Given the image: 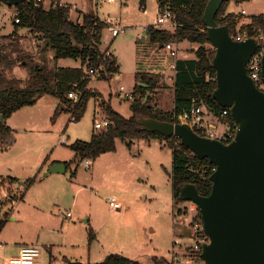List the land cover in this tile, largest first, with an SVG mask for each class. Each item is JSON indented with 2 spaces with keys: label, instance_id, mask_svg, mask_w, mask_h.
Listing matches in <instances>:
<instances>
[{
  "label": "rangeland",
  "instance_id": "1",
  "mask_svg": "<svg viewBox=\"0 0 264 264\" xmlns=\"http://www.w3.org/2000/svg\"><path fill=\"white\" fill-rule=\"evenodd\" d=\"M56 1L68 6L75 19L87 14L107 24L102 50L114 54L121 65V74L111 81L99 82L93 78L90 89L97 88L108 98L96 92L79 121L72 120L68 107L50 95L21 108L7 120L13 133L9 145H0V218L8 214V221L0 241L5 243L22 235L34 237L38 233V221L43 219L35 209V202L43 200L53 215L60 218V223L68 212L72 214L71 221L63 223L68 244L61 250V257L58 254L59 260L77 257L83 259L79 262L82 264H101L109 254H120L140 264H154L156 257L174 264L175 254L181 258L179 261L188 260L196 243L192 237L195 223L199 222V211L192 202H174L173 153L165 141L118 138L115 151L88 159L93 162L89 169L85 165L87 159L80 161L71 149L76 141H90L94 133L101 132L95 130V122L107 119L101 104L109 103L110 93V105L127 118L132 116V100L122 99L118 92L124 86L126 92L133 93L136 75L147 71L146 67L162 64L165 74H148L157 82V87L150 92L153 108L164 112L173 110L175 84L168 75L174 73L175 58L160 45L152 43L146 31L154 26L159 16L158 0ZM237 10L239 13L246 11L241 26L246 25L253 16L264 15V0H246ZM16 12L15 7L0 2V47L19 43L52 70L80 67L77 60H56L52 49H39L35 40L23 36L24 28H18L21 37L13 39ZM110 24L124 28V33L114 38L109 31ZM159 26L161 29L174 28L169 22ZM185 44L178 48V58L188 53L183 48ZM13 46L4 52L10 59L18 61L19 54L12 51ZM142 64L146 67L140 68ZM7 75L29 80L31 72L19 64ZM260 89L264 91V84ZM96 103H99V113L95 112ZM55 160L66 162L67 172L46 176L49 168L42 167L43 163L47 161L49 165ZM11 178L16 179L13 184ZM17 178L30 186L28 191ZM113 197L125 205L121 211L110 209L108 199ZM192 206L196 209L193 212ZM3 257L0 255V262Z\"/></svg>",
  "mask_w": 264,
  "mask_h": 264
},
{
  "label": "trees",
  "instance_id": "2",
  "mask_svg": "<svg viewBox=\"0 0 264 264\" xmlns=\"http://www.w3.org/2000/svg\"><path fill=\"white\" fill-rule=\"evenodd\" d=\"M163 1L170 4L176 29L171 32L150 26L147 33L151 42L160 46L184 41L199 45L195 51L197 59L177 61L173 110L164 112L153 108L151 104L153 98L148 92L157 87V82L146 73H138L136 79L139 83L134 88L131 104L132 116L125 117L115 110L110 102L102 103V110L111 125L99 130L101 132L94 133L90 141H76L71 145V149L82 161L96 159L102 154L115 151L118 138L123 140L158 138L165 141L173 153L172 183L176 204L186 203L181 198V189L188 184L195 185L202 196L210 195L212 190L210 177L216 168L208 159H198L180 139L148 133L138 121L141 118H150L177 124L180 116L191 111L193 100L196 98L204 99L216 113L222 112L224 108L219 106L213 97L217 88V72L213 66L216 52L208 39V29L203 20L209 0ZM230 1L227 0L223 4L216 16L219 25L228 26L234 39L242 32H247L250 38L264 34V15L253 16L249 24L238 27L240 17L233 13L226 14ZM234 1L243 3L246 0ZM15 8L20 20L19 23L14 22L16 29H29L38 35L42 41L41 49L45 51L52 49L56 60L73 59L79 61L81 65L77 68L60 67L52 70L21 47V44L12 42L3 44L0 47V145H9L13 132L7 125V120L21 108L35 104L45 95L55 96L71 111L72 120L79 121L84 116L90 99L97 95L89 88L93 79L91 71H98L97 78L102 81H111L120 73L117 59L109 51L102 50L103 32L107 24L97 17L85 15L82 23H76L70 18L71 10L68 6L57 3L46 9L43 5H36L34 0H23ZM10 45H14L12 51L19 54L18 61L10 59L4 52L11 50ZM19 64L30 70L29 80L11 78L7 75L8 71ZM73 91L79 94L78 101L68 97ZM2 117L4 121L1 120ZM229 120L233 123L232 117ZM178 213L181 215L180 210ZM197 218L199 223H202L200 211ZM7 219L8 214L0 218V234L7 224ZM197 257L202 260L201 252ZM101 264L140 263L120 254H109ZM154 264L173 263L156 257Z\"/></svg>",
  "mask_w": 264,
  "mask_h": 264
},
{
  "label": "water",
  "instance_id": "3",
  "mask_svg": "<svg viewBox=\"0 0 264 264\" xmlns=\"http://www.w3.org/2000/svg\"><path fill=\"white\" fill-rule=\"evenodd\" d=\"M22 1L0 0L8 7H17ZM226 1L209 0L203 20L216 52L213 97L219 106L230 109L237 127L235 139L224 144L197 134L188 124L150 118L138 123L148 133L180 139L198 159H208L216 168L210 177V195L202 196L192 184L181 189V198L198 207L202 229L209 238L202 246L204 263L264 264V91L248 72L258 41L237 42L228 26L218 24L216 16ZM261 76L264 84V57ZM65 171L64 164H55L46 176Z\"/></svg>",
  "mask_w": 264,
  "mask_h": 264
},
{
  "label": "built area",
  "instance_id": "4",
  "mask_svg": "<svg viewBox=\"0 0 264 264\" xmlns=\"http://www.w3.org/2000/svg\"><path fill=\"white\" fill-rule=\"evenodd\" d=\"M35 4L40 6L43 5L45 8L47 4L51 6L56 5L60 2L52 3L51 0H34ZM116 1V0H110ZM54 4V5H53ZM158 9L159 16L156 19L155 27L158 25H164L167 22H170L174 27L176 24L174 23V16L170 9V4L165 3L163 0H158ZM19 14L16 12L14 15L15 22L19 23ZM109 31L112 33L114 37H117L124 33V29L120 27L109 26ZM250 38L247 32L239 33L235 36V41L242 42L246 39ZM258 41V49L255 54L251 57L248 64V72L252 80L256 82L259 86L263 85L262 82V59L264 57V34H260L257 38ZM166 50L170 53L171 57H177V50L174 44H168L165 46ZM110 54V53H108ZM172 70L176 71V65L172 66ZM98 71H91V75L93 78L98 77ZM118 96L124 100H133V93L129 91H125L124 86H122L118 92ZM70 99L74 101H78L79 94L76 92H72L68 94ZM231 117V111L228 108H224V110L220 113H216L212 110V108L208 105V103L204 99H194L193 106L189 113L184 114L178 118L179 123L188 124L197 134L218 140L224 144H230L236 137L237 127L233 121V123L229 120ZM111 125V122L108 119H105L102 122L97 121L95 123L96 130H104ZM86 167L89 169L93 165V162L90 160H86ZM108 204L111 210H122L124 205L115 197L108 199ZM198 209V208H197ZM195 207H191V211H195ZM67 218H71V212L67 213ZM194 219V218H193ZM193 222V220H192ZM194 236L192 237L194 243L191 248L192 257L185 261H179V258L176 254L173 256L174 264H199L200 262H204L197 257L199 252L202 253V246L205 243L209 242L208 236L204 233L202 229V223H195L194 226ZM179 241L176 240V244ZM191 247V246H190ZM3 245L0 244V251L2 250ZM1 255V254H0ZM41 256V251L36 246H24L21 248L18 256L11 258H2L0 264H40L39 259Z\"/></svg>",
  "mask_w": 264,
  "mask_h": 264
},
{
  "label": "crops",
  "instance_id": "5",
  "mask_svg": "<svg viewBox=\"0 0 264 264\" xmlns=\"http://www.w3.org/2000/svg\"><path fill=\"white\" fill-rule=\"evenodd\" d=\"M51 1H52V3L57 2L56 0H51ZM60 3H62V2H60ZM243 4H244V2L243 3H237L236 1L231 0L229 2V4H228L227 10H226V14L233 13V14H237L240 17V20H239V25L240 26H241V21L244 19V17L247 16L245 10H242V13H239V11L237 10V8H240L241 5H243ZM63 5H65V4H63ZM236 6H237V8H235ZM49 8L50 7L46 8V9H49ZM84 16H85V14H81L80 16H77L76 19H75V17L73 18L72 15H71V13H70L71 20L74 21V22H76V23H82ZM14 22H15V18H14ZM112 25L110 24V26H112ZM239 25H238V27H240ZM154 26H155V23H154ZM116 27H118V26H116ZM155 28L161 29V27L159 25L156 26ZM162 29H164V28H162ZM165 29L166 30H169L171 32H174L175 29H176V27H174L173 30H170V29H167V28H165ZM19 36L21 37V35L19 34L18 29H16V26L14 25V31H13L12 37H13V39H19ZM23 36H25V38L26 37L32 38L31 41L35 40L36 43H37V46L39 45L38 47H39V49H41V46L40 45L42 44L41 43L42 41L39 39V36L38 35L32 33L29 29H26L25 32H24V34H23ZM0 37H1V35H0ZM114 38H116V37H114ZM139 38H141V35L140 34H139ZM38 42H40V44ZM185 43H189V44H185ZM183 44H185V46L183 48L188 53L187 54L185 53V54H183L182 57H179L178 58V52H179L178 51V48L180 46H182ZM192 44L189 41H184V42L179 43V44H174L175 47H176V50H177V57L174 59L175 61L173 62V65H176L178 60H195V59H197V56H196V52L195 51L198 49L199 45L194 44V43H192ZM194 45H197V47H195ZM160 47L162 49H165L166 50L165 46H160ZM111 55L114 56V54L112 52H111ZM142 65L140 66V68L146 67L145 64H142ZM161 65L162 64H160V66L152 65L151 68L150 67H146V70L147 71L142 72V73H146V74H153V73H155V74L165 75L164 72H163V67H161ZM120 67H121V65H120ZM175 72L176 71H174L173 74L170 73L168 75V77L170 76V78L173 79V82H174ZM120 74L121 73H119L118 75H120ZM96 79L99 82L102 81V80H99L98 78H96ZM92 82L93 81L90 82L89 88H91ZM138 83L139 82L137 80V84ZM94 91L97 92L98 95H102L104 98H106V96H107V94L102 93L97 88ZM174 92H175V89H174ZM148 94H150V92H148ZM109 95L110 96H109L108 101L111 102L110 97L112 96V94L110 93ZM107 98H108V96H107ZM174 98H175V95H174ZM95 105H96L95 106L96 107L95 112L96 113H99L100 112V107H98L99 103L98 104L96 103ZM130 113L132 114L131 106H130ZM95 130H96V128H95ZM96 131H99V130H96ZM59 163L64 164L66 166V162L61 161V160H55V161L51 162L49 165H48V163L46 161L45 163H43V166L42 167L48 166V168L50 169L55 164H59ZM67 170H68V168L66 166V171L65 172H67ZM51 174L52 173L48 174L47 176H49ZM11 179H12L11 183L13 184L14 183L13 181L16 180V179L15 178H11ZM17 181H18V183L20 182L19 179ZM19 184L21 186H23V188L25 190H27V191L30 188L29 185H27V186L24 185L25 183L20 182ZM45 204L46 203H44L43 200H40V201L38 200V201L35 202V209H36V211L38 213L39 212L41 213V217L43 218L42 220L40 219L38 221L39 222V225H38V233L34 237L26 238V237H24L22 235L20 238H14V239H12V241L8 239L9 242L8 241H5V243H3V242L0 241V244L3 245V248L0 251V254L1 255L3 254L4 255L3 258H6L7 259V258H11V257L18 256L21 248L24 247V246H36L41 251V256H40V259H39V263L40 264H74V263H79L81 261L83 262V259H78L77 257H76V259L73 258L72 260H70L69 257L68 258L67 257H63V259L59 260V257H58L59 255L58 254H60V257H61V250H64L67 247V244H68L67 230L63 226V223H64V221H71V219L65 217V218H63V221H62L63 223H60V220H59L60 218L58 219L57 216L53 215L51 209H49V207H47V205H45ZM118 211H121V210H118ZM56 219H58V221H56ZM14 221H15V219H14ZM2 232H1V234H2ZM19 234H20V231H19ZM6 242H8V243H6ZM8 244H10V245H8ZM41 248L45 251L44 254H43ZM47 253H48V256H47ZM80 264H82V263H80Z\"/></svg>",
  "mask_w": 264,
  "mask_h": 264
}]
</instances>
